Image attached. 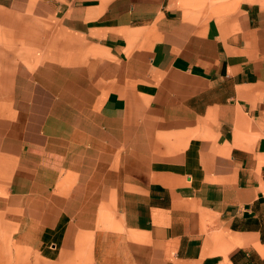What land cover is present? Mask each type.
<instances>
[{"label":"crops","instance_id":"0c3cea01","mask_svg":"<svg viewBox=\"0 0 264 264\" xmlns=\"http://www.w3.org/2000/svg\"><path fill=\"white\" fill-rule=\"evenodd\" d=\"M0 212L39 264H264V0H0Z\"/></svg>","mask_w":264,"mask_h":264},{"label":"rangeland","instance_id":"374dc122","mask_svg":"<svg viewBox=\"0 0 264 264\" xmlns=\"http://www.w3.org/2000/svg\"><path fill=\"white\" fill-rule=\"evenodd\" d=\"M0 264H39L30 243L17 241L15 228L10 227L4 213L0 212Z\"/></svg>","mask_w":264,"mask_h":264}]
</instances>
